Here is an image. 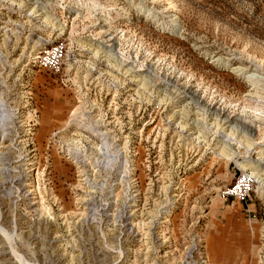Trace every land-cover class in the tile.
I'll return each mask as SVG.
<instances>
[{
	"label": "rangeland",
	"instance_id": "obj_1",
	"mask_svg": "<svg viewBox=\"0 0 264 264\" xmlns=\"http://www.w3.org/2000/svg\"><path fill=\"white\" fill-rule=\"evenodd\" d=\"M0 99V264H264V0H0Z\"/></svg>",
	"mask_w": 264,
	"mask_h": 264
},
{
	"label": "bare ground",
	"instance_id": "obj_2",
	"mask_svg": "<svg viewBox=\"0 0 264 264\" xmlns=\"http://www.w3.org/2000/svg\"><path fill=\"white\" fill-rule=\"evenodd\" d=\"M45 18L50 21L51 23L53 22L54 18H50L49 15L44 14ZM110 15V14H109ZM176 18H174L173 21H175ZM85 47V46H83ZM97 50L94 51L93 56H97L98 54H104L105 57H107V59L112 58L113 60H115L116 58L113 57L112 51L113 49L111 47H97ZM117 60V59H116ZM115 60V61H116ZM117 64L119 67H122V62L117 61ZM131 70V68L126 69L125 72H129ZM148 82V80L145 78L143 79V85L146 84ZM2 100L0 99V119L6 120L7 118H9V112L6 109H3V104L1 103ZM4 114V115H2ZM176 113H174L175 115ZM222 120H219V122H216L217 127L219 128L220 126V122ZM195 126L196 128H200L202 127V124H200V122L198 121V119L194 120ZM232 130V129H231ZM229 133H226L225 130L221 131L223 138H225V140L223 141V139H220V147H221V155L227 157L228 159H232L234 157H236L239 152L238 149L234 150L233 146L229 143V141H233L235 140V136H233L234 130H232ZM236 131V130H235ZM200 132V131H199ZM251 136V135H250ZM241 138H245V143L244 145L246 146V148L249 150L252 146L251 142H249V135L248 134H242ZM241 145V144H239ZM260 156L257 158L256 161L254 162H250L249 160H243L242 162H238L239 167L241 168L243 174H244V179L246 178H253L256 181V184L261 188L264 189V147L261 149L260 151Z\"/></svg>",
	"mask_w": 264,
	"mask_h": 264
},
{
	"label": "built area",
	"instance_id": "obj_3",
	"mask_svg": "<svg viewBox=\"0 0 264 264\" xmlns=\"http://www.w3.org/2000/svg\"><path fill=\"white\" fill-rule=\"evenodd\" d=\"M243 183V180H241L240 182H239V184H237V185H235V187H233L232 188V191L235 193V192H238L239 190H241L242 189V184ZM230 191V190H229Z\"/></svg>",
	"mask_w": 264,
	"mask_h": 264
}]
</instances>
